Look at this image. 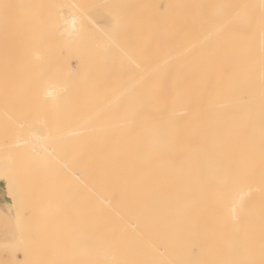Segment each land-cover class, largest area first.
<instances>
[{
    "label": "bare ground",
    "instance_id": "obj_1",
    "mask_svg": "<svg viewBox=\"0 0 264 264\" xmlns=\"http://www.w3.org/2000/svg\"><path fill=\"white\" fill-rule=\"evenodd\" d=\"M2 184L71 264H264V0H0Z\"/></svg>",
    "mask_w": 264,
    "mask_h": 264
},
{
    "label": "rangeland",
    "instance_id": "obj_2",
    "mask_svg": "<svg viewBox=\"0 0 264 264\" xmlns=\"http://www.w3.org/2000/svg\"><path fill=\"white\" fill-rule=\"evenodd\" d=\"M10 200L11 199L7 196V194H6L5 190H4V186L2 184L0 186V213H3V214H1V215H3L2 217H4V216L5 217L7 216V217L6 218L5 217L3 218L6 221V223H4V220H3L2 223H4V225L3 224H0V239L2 240V241H0V248H1L0 254L2 256V257L0 256L1 257L0 262H1V260H3L2 261L3 263L1 262L0 264H6V263L7 264H11V263L12 264H31V262H33L32 264H40L41 262H42L41 264H48L49 262H50V264H71V258H72L71 255H69V252L62 250V248L64 246V243H65V241H63V239H61V240H52V238H45L44 239V238L39 237V239L36 238V241H35V238H33V239L32 238H28L29 239L28 240V239H20L17 236H15V233L12 231V228L15 227L13 220H14V217L16 216V214H17V212H16L17 209H16V207L13 206V204H12V202H10ZM0 222H1V220H0ZM5 225H8V226H5ZM18 240H20V241L18 242ZM39 240H41V241H39ZM11 241H14V242H11ZM26 241H28V242L26 243ZM46 241L48 242V244H47ZM33 242H34V244H33ZM11 243L16 244V245H13V247L14 246H17L16 247V251H18V252L15 251L16 252L15 253V256H14V253L13 254L11 253L15 249V247H14V249H11L10 248V245L12 246ZM8 244H9V246H8ZM22 245H24V246L21 247ZM30 245H31L32 249H31V247L30 248L28 247ZM33 245L35 246V248H34ZM5 246H6V248L8 246L9 250H11L10 254L13 255V257L9 254V251L7 252L8 249L7 250L4 249L5 251L2 250V248L5 247ZM26 246H27V249H30V250H26L25 249ZM47 247H48V250L45 249ZM22 248H24L23 250L25 252H27L26 255H30V257H26V255H25L26 258H24L22 256L23 255V252L20 251V250H22ZM59 248H61V249L59 250ZM73 249H75V248H73ZM73 249H72V251H74ZM30 252H31V254H30ZM47 252H49V253H47ZM45 253H47V254H45ZM11 258H13V259H11ZM56 258H58L59 260L56 259ZM6 259L7 260L9 259L8 262H7ZM12 260H14V262H12ZM39 260H40V263H39ZM18 261L21 262V263H19ZM36 261H38V262H36Z\"/></svg>",
    "mask_w": 264,
    "mask_h": 264
}]
</instances>
